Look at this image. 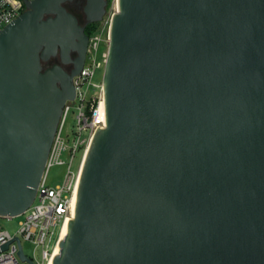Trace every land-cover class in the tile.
Instances as JSON below:
<instances>
[{
	"label": "water",
	"instance_id": "water-1",
	"mask_svg": "<svg viewBox=\"0 0 264 264\" xmlns=\"http://www.w3.org/2000/svg\"><path fill=\"white\" fill-rule=\"evenodd\" d=\"M72 1L0 28L1 217L33 203L107 12ZM103 81L53 264H264V0H117Z\"/></svg>",
	"mask_w": 264,
	"mask_h": 264
},
{
	"label": "built area",
	"instance_id": "built-area-1",
	"mask_svg": "<svg viewBox=\"0 0 264 264\" xmlns=\"http://www.w3.org/2000/svg\"><path fill=\"white\" fill-rule=\"evenodd\" d=\"M26 9L25 0H0V28L17 18ZM107 28H96L89 35L85 61L81 72L73 77L75 97L64 105L60 124L51 146L42 179L33 203L21 215L16 230L0 222V264H53L56 248L62 237L65 219L73 217L83 162L99 125L100 108L104 105V71L110 41L109 19ZM106 22V23H107ZM105 44V47H104ZM99 71L100 78L97 79ZM71 113L77 126L66 130ZM78 161V162H77ZM55 165L65 166L62 181L48 184L50 170ZM17 216H0L13 220ZM29 243V251L24 247ZM9 243L7 248H3ZM22 249L26 258L19 254Z\"/></svg>",
	"mask_w": 264,
	"mask_h": 264
},
{
	"label": "rangeland",
	"instance_id": "rangeland-1",
	"mask_svg": "<svg viewBox=\"0 0 264 264\" xmlns=\"http://www.w3.org/2000/svg\"><path fill=\"white\" fill-rule=\"evenodd\" d=\"M116 7H117L116 6V0H112L110 3L108 2L107 12L104 15V18L98 22L96 28H99V29L102 28L104 30H105V28H107V26H108L107 21H109V19L111 18L112 13L116 10ZM104 47H105V44H104ZM100 74H101V71H99L98 75L96 76L97 79L100 78ZM76 126H77V123H76V119H75V114L71 113L67 119V122H66V130H68L69 132H72ZM64 172H65V166H63V165L53 166L50 170V173H49L48 184L54 186V185L60 183L62 181ZM21 218H22V216H17L15 218H13V220H10V221L6 220V218H0V222L2 223V225L4 227L9 228L10 230L14 231L17 229L18 222ZM24 247L27 251H29V243L27 241H24Z\"/></svg>",
	"mask_w": 264,
	"mask_h": 264
},
{
	"label": "flooded vegetation",
	"instance_id": "flooded-vegetation-1",
	"mask_svg": "<svg viewBox=\"0 0 264 264\" xmlns=\"http://www.w3.org/2000/svg\"><path fill=\"white\" fill-rule=\"evenodd\" d=\"M69 6L71 5H75L77 6L81 11H82V15L80 14V21L81 22H84L85 21V14H84V11H83V5H84V0H74L72 2H69L68 3ZM77 56V53L76 52H73L72 53V57L75 58ZM54 61H59V57H56L53 59ZM64 67L70 71L73 67H74V63L73 62H70V63H66L64 64Z\"/></svg>",
	"mask_w": 264,
	"mask_h": 264
},
{
	"label": "trees",
	"instance_id": "trees-1",
	"mask_svg": "<svg viewBox=\"0 0 264 264\" xmlns=\"http://www.w3.org/2000/svg\"><path fill=\"white\" fill-rule=\"evenodd\" d=\"M112 0H109L108 2L110 3ZM68 8L72 10L78 17H80V14L82 15V11L75 5H68ZM98 22H92L87 24L86 26V33L89 35L93 32V30L97 27Z\"/></svg>",
	"mask_w": 264,
	"mask_h": 264
},
{
	"label": "bare ground",
	"instance_id": "bare-ground-1",
	"mask_svg": "<svg viewBox=\"0 0 264 264\" xmlns=\"http://www.w3.org/2000/svg\"><path fill=\"white\" fill-rule=\"evenodd\" d=\"M116 6H117V0H116ZM100 120L105 121L104 105H101V108H100ZM100 126H102V125H99L97 128H99ZM66 233H67V231L66 232L62 231V236H63L62 238L65 237ZM59 252H60V246H58L56 248V254L59 253Z\"/></svg>",
	"mask_w": 264,
	"mask_h": 264
}]
</instances>
